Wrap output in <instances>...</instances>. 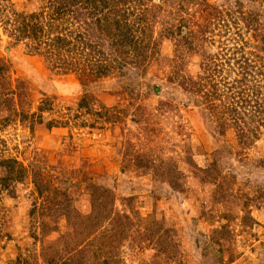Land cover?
<instances>
[{
  "label": "rangeland",
  "instance_id": "1",
  "mask_svg": "<svg viewBox=\"0 0 264 264\" xmlns=\"http://www.w3.org/2000/svg\"><path fill=\"white\" fill-rule=\"evenodd\" d=\"M53 3L0 0V264H264V0Z\"/></svg>",
  "mask_w": 264,
  "mask_h": 264
},
{
  "label": "trees",
  "instance_id": "2",
  "mask_svg": "<svg viewBox=\"0 0 264 264\" xmlns=\"http://www.w3.org/2000/svg\"><path fill=\"white\" fill-rule=\"evenodd\" d=\"M49 1H52L54 2L53 5H52V8L54 7V10L51 11L53 14H55V18L56 17H62L64 15H67V13H69L71 10H70V5H73V4H76V3H79V4H82V8L83 9H87L88 11V14L90 15L91 13L92 14H100L102 13V18H100V16H95V22H97L99 25H106L108 24L109 22H113V24H118L119 21H112L109 17H108V14L109 12H106L105 9H107L108 11H112V8L110 5V1L112 2L113 0H49ZM61 2V3H59ZM37 15L35 14H30L28 16H25V18H22V24L19 26V31L21 33V35L19 36H25V37H29L31 38L35 45L33 46L34 48H36L37 44H39L40 42V38H39V34H40V37L41 36H45L46 34L48 35L47 38L50 39V42H49V46L52 45L55 49V51L58 52L60 50H62V47L64 46H69L70 43L68 44V37L67 35L63 34L62 32H56V33H52V29H51V23L49 22V26H48V29L45 30L43 29V26L38 23L36 20V17ZM49 20L51 18H53V16H50L48 17ZM104 18V21H103V24L100 23V21H102V19ZM117 28V27H116ZM103 29L105 30L106 27L104 26ZM118 29V28H117ZM119 30V29H118ZM128 31V29H127ZM127 33V32H125ZM120 35L121 38H118L119 41H118V45H123L124 42L123 41V38L125 40H129V42L133 41V38L130 40L126 35ZM84 32L83 31H78L77 33H75V37H77V40L80 41V44L81 46H84L85 48H87L91 43H89L87 40H85L86 38L84 37ZM130 36V34H129ZM132 37V36H130ZM120 42V43H119ZM45 44V42H43ZM72 45V44H71ZM91 46V45H90ZM55 53H53L52 55L55 56ZM5 162V161H4ZM15 163V160L14 159H11V160H6L5 164H7V166L10 168V164H13ZM11 169V168H10Z\"/></svg>",
  "mask_w": 264,
  "mask_h": 264
}]
</instances>
